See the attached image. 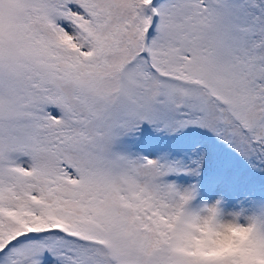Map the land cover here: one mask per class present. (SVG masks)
<instances>
[{"label":"snow or ice","instance_id":"obj_1","mask_svg":"<svg viewBox=\"0 0 264 264\" xmlns=\"http://www.w3.org/2000/svg\"><path fill=\"white\" fill-rule=\"evenodd\" d=\"M0 264H264V0H0Z\"/></svg>","mask_w":264,"mask_h":264}]
</instances>
